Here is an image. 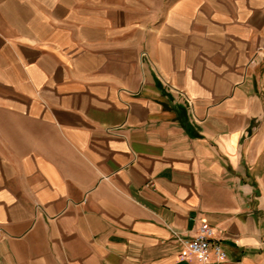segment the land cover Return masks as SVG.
I'll use <instances>...</instances> for the list:
<instances>
[{
    "label": "crops",
    "instance_id": "1",
    "mask_svg": "<svg viewBox=\"0 0 264 264\" xmlns=\"http://www.w3.org/2000/svg\"><path fill=\"white\" fill-rule=\"evenodd\" d=\"M264 264V0H0V264Z\"/></svg>",
    "mask_w": 264,
    "mask_h": 264
},
{
    "label": "built area",
    "instance_id": "2",
    "mask_svg": "<svg viewBox=\"0 0 264 264\" xmlns=\"http://www.w3.org/2000/svg\"><path fill=\"white\" fill-rule=\"evenodd\" d=\"M175 234L184 248L181 253L182 257L187 253L196 254L199 256L202 264L209 262L212 252L216 255L217 260H222L227 257V253L214 237L212 229L206 224L201 225L197 235L190 239L181 237L177 233Z\"/></svg>",
    "mask_w": 264,
    "mask_h": 264
}]
</instances>
